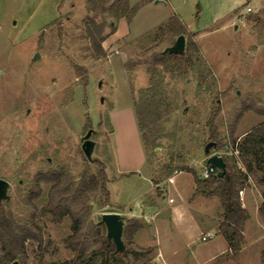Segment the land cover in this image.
Instances as JSON below:
<instances>
[{
	"label": "rangeland",
	"instance_id": "obj_1",
	"mask_svg": "<svg viewBox=\"0 0 264 264\" xmlns=\"http://www.w3.org/2000/svg\"><path fill=\"white\" fill-rule=\"evenodd\" d=\"M140 1L130 0L132 5ZM151 1L130 23L126 21V34L120 20L113 22L108 14L92 10L87 0H0V178L10 182L11 196L2 203L16 218L26 221L31 210L28 197L38 172L62 170L77 183L84 173L98 171L93 162L97 159L106 164L110 175L112 204H117V194L148 191L152 183L139 180L147 171L151 178L164 180L163 187L171 188L170 196L183 203L205 229L212 230L207 241L197 239V232L193 234L190 250L179 240L178 255L172 254L175 248H171L168 232L159 233L158 242L172 263L264 264V237L259 233L256 243L249 234L236 256L229 251L204 263L208 253L227 243L216 229L221 200L197 194L194 173L180 170L193 169L201 177L208 157L205 146L216 143L210 139V119L215 120L220 133L221 154L224 147L232 145V130L242 107L252 104L264 108V8L258 7L264 0H242L231 16L218 19L215 13L224 0L219 4L216 0H163L158 5ZM248 6L253 10L247 11ZM173 15L187 28L186 41L193 36L198 51L193 54L188 76L165 79L162 114L143 141L134 103L140 102L150 84L144 62L178 38L170 33L156 42L143 37ZM90 18L106 24L103 57L94 55L90 48L86 35ZM263 121L264 116L247 110L233 136L239 140ZM90 128L95 130L92 160L82 149ZM237 158L244 166L239 153ZM137 169L140 175L136 176L132 172ZM170 169L173 184L165 181ZM121 171L132 177L114 182L111 178ZM253 177L257 182L261 174ZM42 187L46 193L49 185L43 183ZM91 200L94 206L89 222L93 223L102 219L109 207L98 209L102 202L99 194ZM42 202L41 198L34 203L40 208ZM249 211L253 225L263 220L260 212L251 207ZM39 223L45 244H49L41 260L38 244L28 241L27 264L71 259L74 253L64 243L72 232L70 218L55 223L44 217ZM142 233L136 242L154 239L155 234L147 237Z\"/></svg>",
	"mask_w": 264,
	"mask_h": 264
},
{
	"label": "trees",
	"instance_id": "obj_2",
	"mask_svg": "<svg viewBox=\"0 0 264 264\" xmlns=\"http://www.w3.org/2000/svg\"><path fill=\"white\" fill-rule=\"evenodd\" d=\"M151 0H142L132 5L130 0H87L94 11L108 14L114 21L126 19L130 23L139 9ZM53 22L52 24H55ZM105 22H97L90 18L86 22V35L90 41V48L97 57L105 56L102 45L106 39L104 34ZM112 32L115 26L110 23ZM173 34L176 38L187 34V28L181 19L173 15L165 23L158 26L156 31L146 34L143 38H151L156 42L166 34ZM198 51V45L189 36L186 41L184 53L175 54L170 52H155L149 61L144 64L148 66L150 84L140 95V102H135L139 128L146 139V132L152 131V126L162 114V106L165 103L164 82L167 76H188L193 68V54ZM140 64V63H139ZM204 79V78H203ZM254 110L264 116V108L244 105L237 113L234 129L232 130L231 147H224L223 156L227 172L223 177H212L203 179L193 169L182 168L181 171H191L195 175L196 193L207 197L218 196L223 207V219L218 226V233L222 234L228 242L229 251L236 256L242 249L244 235L243 230L249 213L243 206L241 192L247 186L249 175L261 174L259 181L263 185V202L259 211L264 220V121L254 127L239 140L233 136L236 127L247 110ZM210 131V139L216 141L211 153H218L223 145L215 120L210 119L207 124ZM238 150L244 166L240 165L234 150ZM98 165L96 173H84L83 177L75 183L62 170H49L38 172L33 179L32 190L29 193L28 202L31 206L30 215L26 221H21L8 210L5 203H0V264H27L28 254L26 243L34 241L38 244L41 260L49 243L45 244L44 230L39 221L44 217H51L55 223H60L65 217L71 220V234L64 243L74 256L71 259L51 264H143L147 262L153 253V247L139 246L135 241L137 233L145 227L143 219L131 217L124 220L123 241L125 250L117 252L114 242L107 237V229L101 219L90 223L89 217L93 210V201L96 194L102 196V202L98 209L109 207L105 212H113L111 193L108 188L109 177L106 164L95 159ZM173 174V170L165 173V178ZM162 180V179H161ZM153 178L155 184L161 182ZM48 184L45 193L42 184ZM43 199L38 208L35 201Z\"/></svg>",
	"mask_w": 264,
	"mask_h": 264
},
{
	"label": "crops",
	"instance_id": "obj_3",
	"mask_svg": "<svg viewBox=\"0 0 264 264\" xmlns=\"http://www.w3.org/2000/svg\"><path fill=\"white\" fill-rule=\"evenodd\" d=\"M216 1L219 4L220 0H216ZM241 1L242 0H224L222 6L220 4L218 6L221 9L217 10V12L219 11L218 14H216L217 12L215 13V19L231 16L233 12L239 9ZM151 3L154 5H158V4H162V1L156 3L155 0H152ZM258 3H259L258 4L259 10L263 9L264 5L261 3V1H259ZM239 14L241 13H237L236 16H238ZM120 23L121 26L123 25V29L125 28L124 30L125 32H127L126 34H128L129 29L127 28L128 24L126 23V20L124 18L120 19ZM145 158H146L145 163L147 164V155ZM132 173L136 174V176L138 174L140 175V169H137ZM253 176L255 175L253 174L249 175L248 184L242 190L241 193L242 204L249 213V219L246 221L243 230V235H244L243 244L247 240V236L249 234L252 239V243H256V241L261 238V236L258 235L257 233L262 234V236L264 237V220L260 222L257 221V223L254 225L251 223L252 219L249 208L251 207L255 209L256 212L259 213L260 212L259 208L263 202V198H262L263 185L259 180H256L257 182H255ZM108 177H109V183H108L109 186L111 181L109 173H108ZM123 177L130 179L132 176L127 175V173L121 171L119 173V176L116 175V178L114 177L111 179L114 182H117ZM169 178L173 179L172 182L169 181ZM139 180L150 181L152 183V187L148 190L149 192L146 190L142 192L133 191V193H130L129 195L128 194L126 195L124 193V196L123 193L117 194V196H120V198L117 204L114 203L112 204L111 208H113L115 212H119L122 215V217H128V218L135 217V218L143 219L145 221V227L142 228L137 233V235L135 236V241H137L140 235L142 236L143 231L146 232L147 237H150L152 233L155 234L154 239L149 240V242L146 243L136 242L139 246L153 247L154 249L150 259L143 264H174L170 260H168V258H166L165 252L162 249L161 244L158 242L159 233H161L162 231L168 232V235H170V240H171V248H175L172 254L178 255L179 252L177 251V248L179 247V242H178L179 240H182L185 243L186 248L190 250V248L193 247L194 245L193 234L197 232L198 233L196 235L197 239L202 240V235L207 232H212V230L205 229L203 224L198 222L194 218V216L189 213L190 211L183 203L178 204L176 198L170 196L169 193L171 188L170 186L168 188L163 187L164 180H161L159 184H155L153 178H151V176L147 174V171H146V176L142 177L140 175ZM165 181L168 184L175 183L174 174H171ZM258 184L260 185L259 187ZM174 191L178 192L176 188L174 189ZM110 193H111V201H112L113 194L111 190ZM131 203H133L132 206ZM222 219H223V207H222V212L216 222V229L218 228ZM191 232L192 234H190ZM253 232L256 233L253 234ZM192 249L193 251H196L195 248ZM227 252H229L228 242L226 243V246H223L221 248V250L208 253L204 263L213 261L220 255H223Z\"/></svg>",
	"mask_w": 264,
	"mask_h": 264
},
{
	"label": "water",
	"instance_id": "obj_4",
	"mask_svg": "<svg viewBox=\"0 0 264 264\" xmlns=\"http://www.w3.org/2000/svg\"><path fill=\"white\" fill-rule=\"evenodd\" d=\"M163 0H155L156 3ZM186 49V37L185 35H180L175 43L167 48H165L164 52H170L175 54L184 53ZM36 57H39V53H36ZM95 132L93 128H90L87 133L83 137L82 149L89 160H92V154L95 147V141L91 139L92 134ZM215 142H209L205 146V153H207L208 157L206 160L207 164H214L218 168V172L216 177H223L227 172L226 162L218 153H211L212 147L215 145ZM10 182L4 178H0V203L4 201H9L11 196L9 194ZM102 223L106 226L107 229V237L112 240L116 246L117 252H123L125 250V244L123 241V228H124V220L122 215L119 212H104L101 217ZM14 264H18L15 262Z\"/></svg>",
	"mask_w": 264,
	"mask_h": 264
},
{
	"label": "built area",
	"instance_id": "obj_5",
	"mask_svg": "<svg viewBox=\"0 0 264 264\" xmlns=\"http://www.w3.org/2000/svg\"><path fill=\"white\" fill-rule=\"evenodd\" d=\"M247 11H252V8L248 6L247 7ZM234 154L237 156V154H238V150L237 149L234 150ZM217 172H218L217 166H215L214 164H207L206 163V165L204 167V170L202 171L201 177L203 179H210L212 177H215ZM172 180H173L172 178H169L170 182H172ZM212 236H213L212 232H207V233L202 235V240L206 241Z\"/></svg>",
	"mask_w": 264,
	"mask_h": 264
}]
</instances>
